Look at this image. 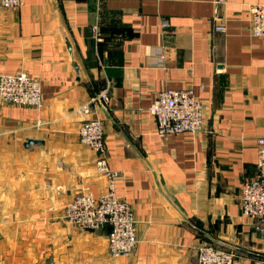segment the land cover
<instances>
[{
	"label": "crops",
	"instance_id": "1",
	"mask_svg": "<svg viewBox=\"0 0 264 264\" xmlns=\"http://www.w3.org/2000/svg\"><path fill=\"white\" fill-rule=\"evenodd\" d=\"M263 1L0 8V74L24 71L41 86L39 108L0 105V264H194L201 244L230 249L233 264H264V234L239 212L264 131V38L251 36L248 10ZM106 86L103 104L96 97ZM189 86L204 106L201 129L160 136L150 102ZM91 118L101 120L106 165L119 173L115 195L135 219L126 257L107 255V225L83 230L60 218L74 195L105 191L96 154L78 139ZM28 139L36 143L25 147Z\"/></svg>",
	"mask_w": 264,
	"mask_h": 264
},
{
	"label": "built area",
	"instance_id": "2",
	"mask_svg": "<svg viewBox=\"0 0 264 264\" xmlns=\"http://www.w3.org/2000/svg\"><path fill=\"white\" fill-rule=\"evenodd\" d=\"M222 1V0H218ZM20 0H0V8H15ZM249 32L251 36L264 38V1L249 4ZM164 25V24H163ZM224 25H213L214 31H223ZM94 42L99 40L96 25L90 26ZM160 57L161 53L158 52ZM202 88V86H200ZM40 81L24 71L0 74V105L24 108L41 106ZM106 86L97 99L105 103ZM203 103L192 87L163 89L156 92L147 110L153 117L157 134L162 137L179 132H196L202 127ZM38 124H40L38 122ZM78 139L96 154L95 168L105 177V191L98 196L81 192L64 204L61 220L83 230L108 226L106 252L110 258L126 257L136 244L135 219L128 202L115 195L116 170L105 162L104 137L99 118L86 119L78 126ZM256 162L254 176L245 179L239 192V212L254 220V227L264 234V131L255 138ZM235 255L228 248L201 244L196 248L194 264H233Z\"/></svg>",
	"mask_w": 264,
	"mask_h": 264
},
{
	"label": "water",
	"instance_id": "3",
	"mask_svg": "<svg viewBox=\"0 0 264 264\" xmlns=\"http://www.w3.org/2000/svg\"><path fill=\"white\" fill-rule=\"evenodd\" d=\"M30 143H36L35 140H25L24 146L27 147Z\"/></svg>",
	"mask_w": 264,
	"mask_h": 264
}]
</instances>
